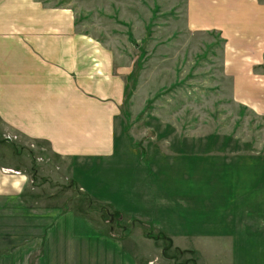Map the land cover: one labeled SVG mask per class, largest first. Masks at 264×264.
<instances>
[{"label":"rangeland","instance_id":"obj_1","mask_svg":"<svg viewBox=\"0 0 264 264\" xmlns=\"http://www.w3.org/2000/svg\"><path fill=\"white\" fill-rule=\"evenodd\" d=\"M44 3L72 8L124 62L125 101L106 156L62 158L0 120V218H108L157 259L168 247L195 264H264V114L231 98L220 35L187 28L185 0Z\"/></svg>","mask_w":264,"mask_h":264},{"label":"crops","instance_id":"obj_2","mask_svg":"<svg viewBox=\"0 0 264 264\" xmlns=\"http://www.w3.org/2000/svg\"><path fill=\"white\" fill-rule=\"evenodd\" d=\"M184 12L187 28L220 35L231 98L264 114V0H185ZM124 101V62L78 29L72 8L0 0V120L8 127L62 158L106 156ZM112 222L4 216L0 264H173L162 248L157 259L153 242L142 238V246Z\"/></svg>","mask_w":264,"mask_h":264},{"label":"trees","instance_id":"obj_3","mask_svg":"<svg viewBox=\"0 0 264 264\" xmlns=\"http://www.w3.org/2000/svg\"><path fill=\"white\" fill-rule=\"evenodd\" d=\"M128 38H129V40L132 42V43H135V44H137L136 43V41L133 39V37H132V35H131V33H129L128 34ZM220 42H222V39H220ZM153 99H151V100H149L148 102H151ZM158 237V236H157ZM162 238V237H161ZM168 245H170V243H171V240L170 239H168ZM164 251H166V256H167V248L166 247H161ZM177 252H179V250H176ZM182 252H189V251H186V250H181ZM168 258H170V259H172V260H174V262H180L181 264H195V258H193V259H189V258H180V257H178V258H175L174 256H172V254L171 255H168Z\"/></svg>","mask_w":264,"mask_h":264}]
</instances>
